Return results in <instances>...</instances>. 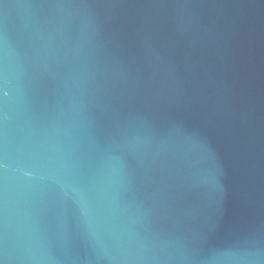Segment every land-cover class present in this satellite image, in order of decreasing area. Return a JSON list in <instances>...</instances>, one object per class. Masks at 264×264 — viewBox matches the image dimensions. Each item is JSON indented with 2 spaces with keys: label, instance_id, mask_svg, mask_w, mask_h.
<instances>
[{
  "label": "water",
  "instance_id": "water-1",
  "mask_svg": "<svg viewBox=\"0 0 264 264\" xmlns=\"http://www.w3.org/2000/svg\"><path fill=\"white\" fill-rule=\"evenodd\" d=\"M0 264H264V0H0Z\"/></svg>",
  "mask_w": 264,
  "mask_h": 264
}]
</instances>
